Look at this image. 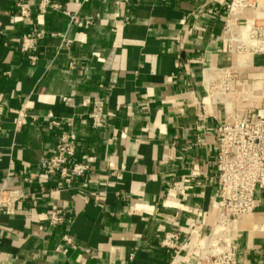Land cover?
<instances>
[{"label": "crops", "instance_id": "crops-1", "mask_svg": "<svg viewBox=\"0 0 264 264\" xmlns=\"http://www.w3.org/2000/svg\"><path fill=\"white\" fill-rule=\"evenodd\" d=\"M37 1L0 0V189L19 196L0 209V264H169L166 231L198 241L216 221L215 130L229 110L264 113V78L251 72L264 55L249 58L251 84L213 102L203 70L239 59L222 36L230 0H51L60 8L44 11ZM27 32L33 64L20 48ZM21 108L34 118L17 124ZM72 126V160L89 169L66 188L42 163ZM255 198L231 234L238 264H264V188ZM52 208L62 224H49ZM64 234L73 242L56 251Z\"/></svg>", "mask_w": 264, "mask_h": 264}, {"label": "built area", "instance_id": "built-area-1", "mask_svg": "<svg viewBox=\"0 0 264 264\" xmlns=\"http://www.w3.org/2000/svg\"><path fill=\"white\" fill-rule=\"evenodd\" d=\"M40 11L47 8L58 9L60 4L51 0H38ZM20 17H27L29 10L26 5L19 7ZM67 14V12H65ZM70 20L77 22V16L71 14ZM89 23V20H85ZM222 36L228 42L229 52L238 57L243 56L242 63L203 70V83L207 87L208 96L213 102L222 101L230 93H241L243 80L246 78L245 68L249 67L252 55H264V5L256 0H230L226 7ZM37 34L27 32L21 36L20 48L28 52L33 64ZM239 54V55H238ZM252 70H262L264 78V59L260 66H251ZM206 73H209L205 83ZM51 125L58 126L60 121L47 115ZM93 128L103 125L104 101L94 96L87 113ZM34 116L28 115L21 108L16 123L22 124ZM70 122V121H69ZM217 140V158L215 165L218 170L217 183L219 198L215 203L216 221L211 230L198 241H179L173 231H166L161 240L162 247L172 250L169 264H238L236 246L231 234L236 224L257 207L255 191L264 188V113L247 119L237 112L229 110L224 121L215 130ZM77 146V138L73 126L60 131L51 154L43 161L42 167L46 174H53L70 188L73 182L83 176L89 166L85 162L72 160ZM19 196L12 191L0 189V209L10 208ZM65 221L60 208H52L49 224L56 226ZM223 224L228 229L216 234L215 227ZM264 230V225L261 226ZM62 245L56 251L65 252L72 244L69 234L62 236ZM90 253L89 249H86ZM190 259V261H189Z\"/></svg>", "mask_w": 264, "mask_h": 264}, {"label": "bare ground", "instance_id": "bare-ground-1", "mask_svg": "<svg viewBox=\"0 0 264 264\" xmlns=\"http://www.w3.org/2000/svg\"><path fill=\"white\" fill-rule=\"evenodd\" d=\"M244 59V57L243 56H241V57H239V59H238V61H241V62H243L242 60ZM208 74L209 73H207V75H206V77H205V83H207V81H208V78H210L209 76H208ZM229 105V104H228ZM231 107H230V105H229V107H228V109H230ZM229 227H227V226H225V225H221V224H218V225H216V227H215V231H216V234H221L222 233V231L221 230H224V229H228Z\"/></svg>", "mask_w": 264, "mask_h": 264}, {"label": "rangeland", "instance_id": "rangeland-1", "mask_svg": "<svg viewBox=\"0 0 264 264\" xmlns=\"http://www.w3.org/2000/svg\"><path fill=\"white\" fill-rule=\"evenodd\" d=\"M239 55V54H238ZM236 57H238L237 55H235ZM239 58V57H238ZM238 63H242L241 61H238ZM251 72H254V73H259V76H261L262 75V70H252ZM246 75V74H245ZM263 76V75H262ZM248 77V78H247ZM253 79V78H252ZM245 82L247 83V84H251L252 83V80L249 78V76H247L246 75V78H245ZM245 82L243 83L244 85H245ZM261 86H263V84H261ZM243 91V90H242ZM230 94H232V93H230ZM229 94V95H230ZM229 95H227V97L229 96Z\"/></svg>", "mask_w": 264, "mask_h": 264}]
</instances>
